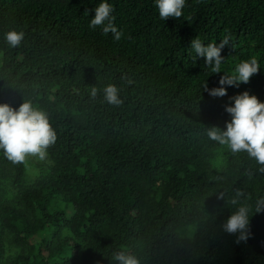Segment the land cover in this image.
Listing matches in <instances>:
<instances>
[{"label": "trees", "instance_id": "obj_1", "mask_svg": "<svg viewBox=\"0 0 264 264\" xmlns=\"http://www.w3.org/2000/svg\"><path fill=\"white\" fill-rule=\"evenodd\" d=\"M100 2L0 0V103L30 100L57 135L50 170L32 185L26 160L0 153V264H119L116 251L140 264H264V212L253 211L246 241L222 228L264 198V166L207 135L226 130L230 97L264 101V0H186L165 21L154 0H109L119 40L89 26ZM9 31L24 33L15 48ZM226 35L222 71L253 57L261 69L213 97L202 84L223 73L188 47ZM109 84L121 104L105 101Z\"/></svg>", "mask_w": 264, "mask_h": 264}, {"label": "clouds", "instance_id": "obj_2", "mask_svg": "<svg viewBox=\"0 0 264 264\" xmlns=\"http://www.w3.org/2000/svg\"><path fill=\"white\" fill-rule=\"evenodd\" d=\"M154 5L161 20L165 21L170 17L179 19L183 15L186 0H154ZM94 12L95 16L89 26L93 29L101 27L105 35L111 32L119 40L121 33L114 24V9L109 0H101ZM23 39V32L9 31L5 34V40L12 48L17 47ZM229 42L230 37L227 35L219 44H205L199 37H195L188 47V55L194 63L198 58H203L204 66L210 70L211 75L223 73L218 86L210 88L207 80L202 84L204 92L213 97H224L229 87L239 88L241 84L249 83L261 69L259 61L253 57L239 62L231 71H222V65L227 60L222 51ZM103 94L105 101L111 105L122 103L119 89L113 84L105 86ZM91 96H97L96 88H92ZM229 100L225 111L231 120L227 122L226 130L212 127L207 132L208 138L226 146L234 154L244 152L249 159L264 166V101L248 91L230 97ZM56 139L48 114L34 107L30 100H24L18 108L0 103V153L8 160L22 163L30 155L44 160L47 149ZM232 203L235 204L236 201L233 200ZM253 211L264 212V198L257 201L254 209L247 204L239 207L223 223L224 232L237 236L238 243L246 241ZM111 259L119 264H140L138 257L126 251L113 252Z\"/></svg>", "mask_w": 264, "mask_h": 264}, {"label": "rangeland", "instance_id": "obj_3", "mask_svg": "<svg viewBox=\"0 0 264 264\" xmlns=\"http://www.w3.org/2000/svg\"><path fill=\"white\" fill-rule=\"evenodd\" d=\"M26 165L27 171L25 175V186L36 183L50 170V164L46 158L44 160H40L38 157L30 155L26 158ZM1 190L6 194L7 197H9V199H14L18 192V189H15L8 182H5L2 185ZM194 231V227L189 226L180 229L179 232L181 235L183 234L190 236L194 233Z\"/></svg>", "mask_w": 264, "mask_h": 264}]
</instances>
